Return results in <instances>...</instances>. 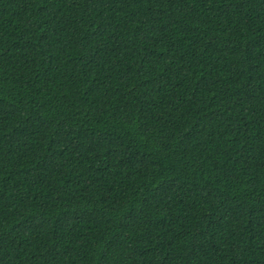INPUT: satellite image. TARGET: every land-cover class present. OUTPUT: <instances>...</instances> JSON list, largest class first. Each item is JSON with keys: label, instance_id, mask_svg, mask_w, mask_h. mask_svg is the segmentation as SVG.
Listing matches in <instances>:
<instances>
[{"label": "trees", "instance_id": "trees-1", "mask_svg": "<svg viewBox=\"0 0 264 264\" xmlns=\"http://www.w3.org/2000/svg\"><path fill=\"white\" fill-rule=\"evenodd\" d=\"M0 264H264V0H0Z\"/></svg>", "mask_w": 264, "mask_h": 264}]
</instances>
